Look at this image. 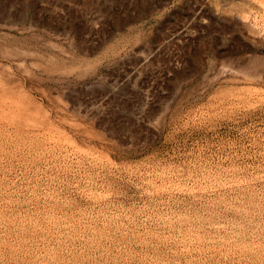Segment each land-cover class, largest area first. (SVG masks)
Wrapping results in <instances>:
<instances>
[{"label": "rangeland", "instance_id": "obj_1", "mask_svg": "<svg viewBox=\"0 0 264 264\" xmlns=\"http://www.w3.org/2000/svg\"><path fill=\"white\" fill-rule=\"evenodd\" d=\"M0 264H264V0H0Z\"/></svg>", "mask_w": 264, "mask_h": 264}, {"label": "bare ground", "instance_id": "obj_2", "mask_svg": "<svg viewBox=\"0 0 264 264\" xmlns=\"http://www.w3.org/2000/svg\"><path fill=\"white\" fill-rule=\"evenodd\" d=\"M253 33V32H252ZM255 35V34H254Z\"/></svg>", "mask_w": 264, "mask_h": 264}]
</instances>
